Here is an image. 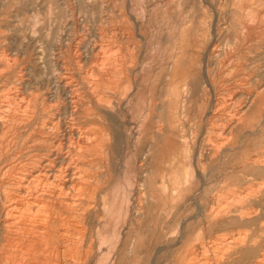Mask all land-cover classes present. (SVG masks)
Segmentation results:
<instances>
[{
	"label": "rangeland",
	"instance_id": "1",
	"mask_svg": "<svg viewBox=\"0 0 264 264\" xmlns=\"http://www.w3.org/2000/svg\"><path fill=\"white\" fill-rule=\"evenodd\" d=\"M192 79L196 82L197 96L191 93ZM233 84L237 92L260 91L257 107L254 104L247 123L242 124L244 129L232 119L244 104L241 97L231 100L232 92L227 88ZM263 86L264 0H0V107L16 97L20 108H28L24 121L17 125L20 130L24 129V136L16 139V147L7 148L3 141L6 155L0 156V170L10 161L13 148L26 154L34 151L33 139H39L42 122H46L44 126L48 128L56 125L49 131L43 127L45 163L58 153L71 158L68 166H74L76 161L84 163L83 169L89 167L85 171L89 175L94 172L95 181L102 186L110 175L116 177L119 187L114 194L116 204L120 203L121 216L127 218L118 220V231H112L111 227L104 231L109 232L113 243L119 246L123 239L128 240V247L137 253L134 264H172L176 248L201 243L211 245L213 239L218 241L229 236L239 223L220 224L218 220L225 217L241 215L255 219V224L242 228L248 232L262 224L264 228ZM69 95H73V100ZM74 100L79 102L76 107ZM1 109L4 111V107ZM2 116L0 114V133ZM50 121H54L53 124ZM72 128L75 134L81 128L84 133L79 130V134L90 142L73 143V148H68L66 139ZM4 132L5 136L14 135L5 128L0 136H4ZM16 133L18 136V130ZM73 139L76 142V135L72 142ZM166 139L170 141L168 144ZM96 146L101 147V151L100 147L96 150L104 156L94 150ZM93 167L97 169L94 171ZM113 187L108 191L115 189ZM151 194L159 198L156 204L149 200ZM3 202L0 191V232L6 224ZM100 232V227L92 228L96 248ZM3 239L0 235V258L8 257L2 250ZM59 246L61 264H74L75 260H70L72 254L64 253ZM43 248L42 245L37 247ZM108 248H104L105 251ZM114 253L106 252L115 258L118 253ZM25 257H28L27 252ZM97 257L95 254L94 258Z\"/></svg>",
	"mask_w": 264,
	"mask_h": 264
},
{
	"label": "bare ground",
	"instance_id": "2",
	"mask_svg": "<svg viewBox=\"0 0 264 264\" xmlns=\"http://www.w3.org/2000/svg\"><path fill=\"white\" fill-rule=\"evenodd\" d=\"M236 22V21H235ZM240 26V25H239ZM251 29V28H250ZM216 40V39H215ZM213 45V44H212ZM210 47V46H209ZM215 49V48H214ZM220 49V48H219ZM213 52V49L211 50ZM219 53V52H218ZM170 54V53H169ZM177 54V53H176ZM179 54V53H178ZM219 55V54H218ZM180 56V55H179ZM178 56V57H179ZM217 56V55H216ZM123 57V56H122ZM173 57V56H172ZM175 57V56H174ZM177 57V55H176ZM218 57V56H217ZM174 59V58H173ZM177 59V58H176ZM221 60V59H220ZM170 61V60H169ZM175 61V60H174ZM173 61V62H174ZM180 61V60H179ZM178 62V60H177ZM172 63V62H170ZM200 63V61H199ZM197 64V63H195ZM205 64V63H204ZM203 64V65H204ZM217 64V63H216ZM219 64V63H218ZM78 65V64H77ZM173 65V64H172ZM191 65V64H190ZM198 65V64H197ZM200 65V64H199ZM201 64V66H203ZM222 65V64H221ZM220 65V66H221ZM171 65H169L170 67ZM192 66V65H191ZM218 66V65H217ZM218 66V67H220ZM223 66V65H222ZM252 66H249V68ZM192 67H195L192 66ZM200 67V66H199ZM205 67V66H204ZM197 68V67H195ZM248 68V69H249ZM203 69V68H202ZM220 69V68H218ZM206 71V70H205ZM190 72V70H189ZM203 72V71H201ZM175 73V72H174ZM216 74V73H215ZM252 74V73H251ZM206 75V74H205ZM210 75V74H209ZM256 75V74H255ZM261 75V74H260ZM215 76V75H213ZM252 76V75H251ZM249 77V76H248ZM203 78V77H202ZM205 78V77H204ZM203 78V79H204ZM210 78V77H209ZM214 78V77H213ZM22 79V77H21ZM207 79V78H206ZM254 79V77H253ZM229 80V79H228ZM233 80V79H232ZM236 80V78H235ZM238 80V79H237ZM236 80V81H237ZM246 80V79H245ZM249 80V79H248ZM251 80V79H250ZM187 81V80H186ZM185 81V82H186ZM204 81V80H203ZM256 81V79H255ZM246 82V81H245ZM244 82V83H245ZM254 82V81H253ZM257 82V81H256ZM22 83V82H21ZM184 83V82H183ZM207 83V82H206ZM240 83V82H239ZM243 83V82H242ZM247 83V82H246ZM245 83V85H246ZM191 84V93L193 96H197V87L195 80L192 79ZM232 84V83H230ZM236 84V82H235ZM249 84V82L247 83ZM253 84V83H252ZM255 84V83H254ZM257 84V83H256ZM188 85V84H186ZM205 85V84H204ZM251 85V84H249ZM63 86V85H62ZM232 86V85H231ZM236 86V85H235ZM239 86V85H238ZM247 86V85H246ZM254 86V85H253ZM252 86V87H253ZM262 86V85H261ZM177 87V86H176ZM179 87V86H178ZM181 87V86H180ZM179 87V88H180ZM186 86L184 85V88ZM205 87V86H203ZM225 87V86H224ZM242 87V86H240ZM258 87V86H257ZM264 87V86H263ZM243 88V87H242ZM246 88V87H245ZM249 88V87H248ZM178 89V88H177ZM204 89V88H203ZM202 89V90H203ZM208 88H206L207 90ZM224 89V88H223ZM226 89V88H225ZM230 93L232 94L231 100H236L237 98H242L244 100V104L239 108V110L233 114L232 119L233 123L235 125H241L244 124L247 121V115L250 114V109L254 107V104L257 107L256 102H259V95L258 91L253 92H244V91H234V84L231 88H227ZM237 89V86H236ZM235 89V90H236ZM253 89V88H252ZM257 89V88H256ZM170 90V89H169ZM172 90V89H171ZM182 90V89H181ZM187 90V89H186ZM240 90V88H239ZM261 90V89H260ZM94 91V90H93ZM97 91V90H96ZM176 91V90H174ZM92 92V91H91ZM90 92V93H91ZM171 92V91H170ZM206 92V91H205ZM237 92L238 94L234 93ZM260 92V91H259ZM176 93V92H175ZM175 93H172L175 96ZM186 93V92H185ZM207 93V92H206ZM229 93V92H228ZM81 94V93H80ZM178 94V93H177ZM181 94V93H180ZM210 94V93H209ZM212 94V93H211ZM35 95V94H34ZM84 95V94H82ZM92 95V94H91ZM96 95V94H95ZM99 95V94H98ZM97 95V96H98ZM171 95V94H170ZM172 95V96H173ZM202 95V94H200ZM205 93H203V96ZM17 96V95H16ZM27 96V95H26ZM38 96V95H37ZM70 96V95H69ZM72 100H73V95ZM70 96V97H71ZM76 96V95H75ZM171 96V97H172ZM180 96V95H179ZM239 96V97H238ZM21 97V96H20ZM79 97V96H78ZM91 97V96H90ZM181 97V96H180ZM206 96H204L205 98ZM77 98V97H76ZM80 98V97H79ZM100 98V97H99ZM106 98V97H104ZM178 98V97H177ZM8 104L1 105L0 108L4 107V111L2 109L0 110V114H3L1 117L4 119L1 128V133L3 129L8 128L10 133H14V135H6L4 132V136H0V156H5L6 154L3 153V141L5 142V147L9 148L11 145L13 147H16L17 145V138H20L24 136L23 130H20L17 125L20 122L24 121V116H26L25 110L26 108H20V105L15 101V98H10ZM23 99V98H22ZM70 99V98H69ZM78 99V98H77ZM91 99V98H88ZM95 99V98H94ZM97 99V98H96ZM103 99V98H102ZM140 99V98H139ZM138 99V100H139ZM164 98H162L163 100ZM179 99V98H178ZM197 99V98H196ZM208 99V98H207ZM206 99V100H207ZM223 99V98H222ZM9 99H7L8 101ZM45 100V99H44ZM54 100V99H53ZM71 100V101H72ZM79 100V99H78ZM102 101L101 99H99ZM166 100V98H165ZM176 100V99H175ZM238 100V99H237ZM34 101V100H33ZM93 101V100H91ZM99 101V102H100ZM171 101V100H170ZM178 101V100H177ZM184 103H186V100H183ZM23 102V101H22ZM36 102V101H34ZM86 102V101H85ZM97 102V101H96ZM110 102V101H108ZM157 102V101H156ZM166 102V101H165ZM224 102V101H223ZM238 102V101H237ZM240 102V101H239ZM263 102V101H261ZM28 103V102H27ZM64 103V102H63ZM72 103V102H71ZM74 105L79 104L77 100L73 101ZM94 103V102H93ZM102 103V102H101ZM175 103V102H174ZM177 103V102H176ZM175 103V105H176ZM180 103V102H179ZM202 105V102L200 101ZM242 103V102H241ZM264 103V102H263ZM262 103V104H263ZM21 104V103H20ZM25 104V103H24ZM30 104V103H29ZM28 104V105H29ZM87 104V102H86ZM91 104V103H90ZM104 104V102H103ZM107 104V103H106ZM189 104V103H188ZM233 104V103H232ZM236 104V103H235ZM27 105V106H28ZM88 105V104H87ZM95 105V104H91ZM171 104H169L170 106ZM183 105V104H181ZM238 105V103H237ZM241 105V104H240ZM24 106V105H23ZM71 106V105H70ZM98 106V105H97ZM137 106V105H136ZM140 106V105H139ZM184 106V105H183ZM204 106V105H203ZM29 107V106H28ZM43 107V106H42ZM41 107V108H42ZM76 107V105H75ZM78 107V105H77ZM88 107V106H86ZM96 107V106H95ZM111 107V106H110ZM177 107V106H176ZM180 107V105H179ZM178 107V108H179ZM198 107V106H197ZM202 107V106H200ZM31 108V107H30ZM34 108V107H33ZM36 108V107H35ZM80 108V107H79ZM90 108V107H89ZM92 108V107H91ZM141 108V107H140ZM174 108V107H172ZM183 108V107H182ZM205 108V106L203 107ZM28 109V108H27ZM56 109V108H55ZM85 109V106L84 108ZM94 109V106L93 108ZM97 109V108H96ZM142 109V108H141ZM170 109V107H169ZM176 109V108H174ZM174 109H172V112ZM72 110H76L75 108ZM79 110V109H78ZM161 110V109H160ZM171 110V109H170ZM183 110V109H182ZM185 110V109H184ZM200 110V109H199ZM252 110V109H251ZM254 110V109H253ZM18 111H21L19 114ZM31 111H33L31 109ZM90 111V109H89ZM93 111V110H92ZM95 111V109H94ZM97 111V110H96ZM99 111V110H98ZM101 111V110H100ZM139 111V109L137 110ZM72 114L74 112L70 111ZM82 112V111H81ZM80 112V113H81ZM105 112V111H104ZM108 112V111H107ZM106 112V114H107ZM169 111V115L173 116L172 112ZM179 116V111H177ZM182 112V111H181ZM233 112V111H232ZM253 112V111H252ZM88 113V112H87ZM93 113V112H92ZM95 113V112H94ZM97 113V112H96ZM109 113V112H108ZM254 113V112H253ZM71 114V115H72ZM76 114V113H75ZM79 114V113H78ZM77 114V118H78ZM89 114H91L89 112ZM102 114V113H100ZM104 114V113H103ZM102 114V115H103ZM219 114V113H218ZM30 115V114H29ZM70 115V114H69ZM80 115V114H79ZM82 115V114H81ZM75 116V115H74ZM90 116V115H89ZM97 116V114H96ZM99 116V115H98ZM101 116V115H100ZM139 116V115H138ZM224 116V115H223ZM32 117V116H31ZM65 117V116H64ZM80 117V116H79ZM109 117V116H107ZM106 117V118H107ZM140 117V116H139ZM145 117V116H144ZM29 118V117H28ZM28 118H26L28 120ZM42 118V117H41ZM45 118V117H43ZM42 118V119H43ZM71 118V117H70ZM73 118V116H72ZM76 118V116L74 117ZM73 118V119H74ZM231 118V117H230ZM51 119V118H50ZM148 119V118H147ZM146 119V120H147ZM202 119V118H201ZM31 120V119H30ZM69 120V118H68ZM76 120V119H75ZM86 120V118H85ZM104 120V119H103ZM174 120V119H173ZM77 121V120H76ZM84 121V120H82ZM101 121V119H100ZM264 121V120H263ZM8 122V123H7ZM27 122V121H25ZM24 122V123H25ZM30 122V121H29ZM52 122V121H50ZM54 122V121H53ZM52 122V124H53ZM57 122V121H56ZM55 122V123H56ZM70 122V121H69ZM90 122V121H89ZM104 122V121H103ZM176 122V121H175ZM225 122V121H224ZM23 123V124H24ZM60 123V122H58ZM68 123V122H67ZM73 125H76V122L73 120ZM82 123V122H81ZM111 124V122H109ZM116 123V121H115ZM160 123V122H159ZM241 123V124H240ZM247 123V122H246ZM263 123V122H262ZM36 124V123H35ZM57 124V123H56ZM72 122L70 123V125ZM86 124V123H82ZM82 124H79L80 126ZM93 124V123H92ZM211 124V123H210ZM40 125V124H39ZM44 125H47L46 122L41 123L40 132L38 134L39 139H33V141L36 142V144L33 146L34 151L25 153H20V151H17L15 148H13V153L10 154L11 158L10 161L5 164L1 170H0V186H1V193L3 194V218L4 224L2 226L1 230V237L4 238L2 241H4V247L2 248L3 252L8 254V257L0 258V264H61V257H58L60 254H58L60 250L59 244L63 247V252L66 253V251L69 254H72V259L75 260L74 264H124L128 261H131L132 264L136 263L135 260L137 258L136 254L132 249L128 247L126 242L127 239L121 242V245L113 243L112 235H109V232L105 233V229H109L111 227V230L118 231L119 222L118 220L125 219V215L121 216V209L122 207L116 204L117 198L115 197V192L119 190L118 181L115 176L111 177L109 180L102 186V183H98L95 181L94 172L88 174L87 171H85L89 167L84 168V163H80L76 161L74 162V166L71 167L68 166L70 163L71 158L69 156H62L60 154H55L56 156H53L52 160L49 158L47 159V162L45 163V131L43 127L47 131L49 129H55L56 125H54L51 128H48ZM62 125V124H61ZM88 125V124H87ZM90 125V123H89ZM108 125V123H107ZM49 126V125H48ZM68 126V125H67ZM66 126V127H67ZM86 126V125H85ZM115 126V125H114ZM119 126V125H118ZM153 126V125H152ZM158 126V125H157ZM160 126V125H159ZM158 126V127H159ZM163 126V125H162ZM230 125H228L229 127ZM244 126V125H243ZM246 126V125H245ZM249 126V124H248ZM39 127V126H38ZM61 127V126H60ZM79 127V126H78ZM98 128V126H96ZM234 127V125H233ZM230 127V128H233ZM63 128V127H62ZM71 128V126H70ZM84 128V126H82ZM86 128V127H85ZM91 129L92 126H90ZM89 128V129H90ZM106 128V127H104ZM109 128V126H108ZM120 128V127H117ZM39 129V128H38ZM73 129H70V136L66 139L68 142V148L72 147L73 143L77 142H86L87 138L86 136H82L79 130H76L78 132H73ZM159 129V128H158ZM161 129V128H160ZM183 129V128H182ZM234 129V128H233ZM18 130V136H16V131ZM33 130V129H32ZM37 130V128H36ZM62 130V129H61ZM60 130V131H61ZM67 130V129H66ZM65 130V131H66ZM88 130V129H87ZM96 130V129H95ZM94 130V131H95ZM112 130V129H111ZM118 130V129H117ZM157 130V128H156ZM230 130V129H229ZM6 131V130H5ZM14 131V132H13ZM38 131V130H37ZM68 131V130H67ZM103 131V130H102ZM107 131V130H106ZM119 131V130H118ZM159 131V130H158ZM156 131V132H158ZM184 131V130H183ZM236 131V128L233 130ZM82 132V131H81ZM98 132V131H97ZM104 132V131H103ZM110 132V131H109ZM232 132V130L230 131ZM228 131V133H230ZM236 132H240L236 131ZM245 132V131H243ZM0 133V134H1ZM7 133V132H6ZM9 133V132H8ZM9 133V134H10ZM60 133V132H58ZM65 133V132H61ZM60 133V134H61ZM67 133V132H66ZM84 133V132H82ZM107 133V132H106ZM113 133V132H112ZM139 133V132H138ZM161 133V132H160ZM160 133L158 136H160ZM184 133V132H183ZM53 134V133H52ZM57 134V132H56ZM68 134V133H67ZM92 134V133H90ZM94 134V133H93ZM97 134V133H96ZM120 134V133H119ZM192 134V133H191ZM235 134V133H234ZM238 134V133H236ZM240 134V133H239ZM242 134V133H241ZM50 135V134H49ZM55 135V134H53ZM73 135H76V142L72 138ZM89 135V134H88ZM102 135V134H101ZM105 135V134H103ZM107 135V134H106ZM162 135V134H161ZM51 136V135H50ZM110 136V135H109ZM108 136V137H109ZM197 136V135H196ZM228 136V135H227ZM234 136V135H233ZM238 136V135H237ZM236 136V137H237ZM240 136V135H239ZM243 136V135H242ZM31 137V135H30ZM64 137V136H63ZM115 137V136H114ZM36 138V137H34ZM54 138V137H53ZM58 138V137H56ZM60 138V137H59ZM99 138V137H98ZM96 138V139H98ZM111 138V137H110ZM183 138V137H182ZM238 138V137H237ZM241 138V137H240ZM64 139V138H63ZM93 139V138H92ZM101 139V138H100ZM187 139V138H186ZM39 140V141H38ZM50 140V139H49ZM48 140V141H49ZM52 140V139H51ZM60 140V139H59ZM90 140V139H89ZM103 140V139H102ZM106 140V138H105ZM181 140V139H180ZM20 141V140H18ZM32 141V142H33ZM55 141V140H54ZM65 141V142H66ZM94 141V140H93ZM108 141V140H107ZM119 141V140H118ZM30 142V143H32ZM52 142V141H51ZM57 142V140H56ZM90 142V141H89ZM88 142V143H89ZM92 142V141H91ZM96 142V141H95ZM98 142V141H97ZM100 142V141H99ZM109 142V141H108ZM170 141L166 139V143L168 144ZM197 142V141H196ZM235 142V141H233ZM244 142V141H243ZM19 143V142H18ZM47 143V142H46ZM50 143V142H49ZM53 143V142H52ZM63 143V142H62ZM87 143V144H88ZM101 143V142H100ZM103 143V141H102ZM114 143V141H113ZM195 143V142H194ZM202 143V142H201ZM97 144V143H96ZM99 144V143H98ZM104 144V143H103ZM180 144V143H179ZM189 146V142H187ZM193 144V143H192ZM218 144V143H217ZM235 144V143H234ZM234 144H231V146ZM239 144V143H237ZM51 145V144H50ZM60 145V144H59ZM78 145V144H77ZM95 145V144H94ZM114 145V144H113ZM196 145V144H195ZM194 145V146H195ZM204 145V144H203ZM227 145V144H226ZM240 145V144H239ZM9 146V147H8ZM48 146V144H47ZM61 146V145H60ZM64 146V145H63ZM86 146V145H85ZM89 146V145H87ZM93 147V145H91ZM116 146V145H114ZM183 146V145H182ZM207 146V145H206ZM18 147V146H17ZM76 147V146H75ZM81 147V146H80ZM90 147V146H89ZM95 147V146H94ZM97 147V146H96ZM100 147V146H99ZM99 147L95 148L94 150L98 149ZM109 147V146H108ZM113 147V146H112ZM111 147V149H112ZM136 147V146H135ZM178 147H181L178 146ZM185 147V146H184ZM183 147V148H184ZM198 147V144H197ZM204 147V146H203ZM239 147V146H238ZM26 148V147H25ZM61 148V147H59ZM64 148V147H63ZM62 148V149H63ZM70 148V149H71ZM117 148V147H115ZM201 148V147H200ZM205 148V147H204ZM213 148V147H212ZM221 148V147H220ZM231 148V147H230ZM229 148V149H230ZM56 149V148H55ZM81 149V148H80ZM84 149V148H82ZM86 149V148H85ZM89 149V148H87ZM104 149V148H103ZM185 149H187L185 147ZM202 149V148H201ZM210 149V147H209ZM235 149V148H234ZM32 150V149H31ZM49 150V149H48ZM78 150V149H77ZM91 150V148H90ZM89 152L91 153V151ZM94 150L92 153H94ZM101 151V147L99 148ZM107 150V149H105ZM182 150V149H181ZM184 150V149H183ZM195 150V149H194ZM197 150V149H196ZM204 150V149H203ZM207 150V149H206ZM50 151V150H49ZM64 151V150H63ZM71 151V150H70ZM80 151V150H79ZM148 150H146L147 152ZM188 151V149H187ZM201 151V150H200ZM210 151V150H209ZM9 152V150H8ZM24 152V151H23ZM52 152V151H51ZM56 152V151H55ZM59 152V151H58ZM61 152V151H60ZM84 152V151H82ZM97 153H100L96 150ZM103 152V151H102ZM107 152V151H105ZM110 153V151H108ZM149 152V151H148ZM147 152V153H148ZM184 152V151H183ZM192 152V151H191ZM208 152V151H207ZM206 152V153H207ZM214 152V151H213ZM248 152V151H247ZM246 152V153H247ZM261 152V151H260ZM68 153V152H67ZM186 153V152H184ZM188 153V152H187ZM186 153V154H187ZM196 153V152H195ZM205 153V154H206ZM26 154V157L24 155ZM52 154V153H50ZM54 154V153H53ZM64 154V153H63ZM66 154V152H65ZM84 154V153H82ZM103 155V153H100ZM108 154V153H107ZM106 154V155H107ZM146 154V153H145ZM200 154V152H199ZM208 154V153H207ZM211 154V153H210ZM221 154V153H220ZM256 154V153H255ZM9 155V154H8ZM74 155V154H73ZM80 155V153H79ZM87 155V153H86ZM85 155V156H86ZM90 155V154H89ZM98 155V154H97ZM189 155V154H188ZM204 155V154H203ZM257 155V154H256ZM49 157V155L47 154ZM78 156V154H77ZM82 156V155H81ZM84 156V157H85ZM92 156V155H91ZM95 156V155H94ZM186 156V155H185ZM195 156V155H194ZM98 157H101V155ZM97 157V158H98ZM144 157V156H143ZM184 157V156H183ZM190 157V156H189ZM188 157V159H189ZM200 157V155H199ZM96 158V157H95ZM92 158V159H95ZM97 158L95 160H97ZM187 158V157H185ZM195 158V157H194ZM201 158V157H200ZM59 160V165L55 168L54 165H57L56 160ZM84 159V158H82ZM99 159V158H98ZM101 159V158H100ZM110 159V158H109ZM213 159V158H212ZM253 159V158H252ZM251 159V160H252ZM1 160V159H0ZM74 160V159H73ZM80 160V159H79ZM103 160V159H102ZM107 160V159H106ZM192 160V159H191ZM195 160V159H194ZM198 160V159H197ZM205 160V158H204ZM67 161V162H66ZM85 161V160H84ZM90 161V159H89ZM92 161V160H91ZM186 161V160H185ZM202 161V160H201ZM66 162V165L64 167V164ZM87 162V160H86ZM94 162V161H93ZM97 162V161H96ZM99 162V160H98ZM101 162V161H100ZM191 161L189 160V163ZM197 162V161H196ZM204 162V161H203ZM244 162V161H243ZM246 162V160H245ZM108 163V162H107ZM186 163V162H185ZM258 163V162H257ZM256 163V164H257ZM87 164H89L87 162ZM92 164V163H91ZM90 164V165H91ZM100 164V163H99ZM103 165V163H101ZM100 164V166H101ZM187 164V163H186ZM86 165V164H85ZM105 165V164H104ZM107 165V164H106ZM113 165V164H112ZM172 165V164H171ZM188 165V164H187ZM195 167V163L193 164ZM251 165V163H250ZM249 165V166H250ZM254 164L252 163L251 166ZM260 165V164H259ZM108 166V165H107ZM192 165H190L191 167ZM201 166V164H200ZM244 166V165H243ZM246 166V165H245ZM258 166V165H257ZM96 167V166H95ZM93 167V169L95 168ZM104 167V166H102ZM101 167V168H102ZM170 167V166H169ZM192 167V168H193ZM202 167V166H201ZM199 167V168H201ZM205 167V166H204ZM55 168V169H54ZM92 168V167H91ZM90 168V169H91ZM54 169V170H53ZM89 169V170H90ZM92 169V170H93ZM97 168L94 169V171ZM196 169V168H194ZM104 170V169H103ZM98 171V170H97ZM164 171V170H163ZM162 171V173H163ZM169 171H172L174 173L175 171L173 169H170ZM171 173V174H172ZM100 174V173H98ZM110 174V173H109ZM97 176V175H96ZM199 176V174H198ZM206 176V175H205ZM171 177V176H170ZM64 178V179H63ZM100 179V178H99ZM97 179V181L99 180ZM106 179V178H105ZM164 180V179H163ZM161 180V182H163ZM59 181V185L58 182ZM202 184V183H201ZM114 186L111 192L108 191V188L110 186ZM254 186V185H253ZM52 189V191L50 190ZM202 191V190H201ZM150 192V191H149ZM157 192V191H156ZM264 192V191H263ZM155 194V193H154ZM260 197V196H259ZM51 198V199H48ZM48 199V200H47ZM124 199V195L122 196V201ZM159 198L156 195L151 194L149 197V200L154 201L156 204V200ZM262 202V201H261ZM200 207V206H199ZM238 207V206H237ZM120 209V210H119ZM231 210V209H230ZM229 210V211H230ZM179 211V210H178ZM237 211V210H235ZM227 212V211H226ZM241 212V211H238ZM180 213V211H179ZM231 213V211H230ZM233 213V212H232ZM177 214V213H176ZM196 214V213H195ZM235 214V213H234ZM237 214V213H236ZM241 214V213H239ZM259 214V213H258ZM2 215V214H1ZM228 215V214H227ZM238 215V214H237ZM223 216V215H222ZM246 216V215H245ZM221 217V213L220 216ZM233 217V216H232ZM227 219V217L221 219L218 222L220 224L229 223H239L237 226L238 228L235 229L233 232L231 230V233L227 237L223 236V238L213 239L211 241V245L206 243L201 244H192L191 246H181L179 248L174 247L175 253L174 256L172 255L173 259L171 260L172 264H264V228L263 224L262 226H258L254 229V231L248 232V230H242V228L249 227L252 224H255V219H250L249 217H243L241 215H238V217ZM251 218L253 216H250ZM2 219V218H1ZM182 218H180L181 220ZM220 219V218H219ZM3 220V219H2ZM215 220V219H214ZM183 221L186 222L184 219ZM189 221V220H188ZM217 221V220H216ZM184 222V223H185ZM217 222V223H218ZM190 223V222H189ZM181 224V223H180ZM230 224V223H229ZM132 225V224H131ZM183 225V224H182ZM185 225V224H184ZM188 225V223H187ZM190 226V225H189ZM188 226V227H189ZM88 229H87V228ZM93 227H100L101 232L99 233V244L97 248L95 247V241L93 240V234H92V228ZM109 227V228H108ZM180 227V225H179ZM182 227V226H181ZM241 227V229H240ZM183 228V227H182ZM221 228V227H220ZM131 229V228H130ZM186 229V226H185ZM229 229V228H228ZM240 229V230H239ZM182 230V229H181ZM191 230V229H190ZM227 230V229H226ZM85 231H87V235H85ZM188 231V230H187ZM229 231V230H228ZM181 232V231H180ZM189 232V231H188ZM64 234V235H63ZM129 234V233H128ZM187 234V233H186ZM191 234V233H190ZM188 235V234H187ZM226 235V233H225ZM129 236V235H128ZM181 236V235H180ZM127 237V236H126ZM213 237V236H212ZM211 237V238H212ZM218 237V236H217ZM173 238V237H172ZM175 240L178 238L175 234L174 236ZM215 238V237H213ZM129 239V238H128ZM181 239V237H180ZM179 239V240H180ZM172 240V239H170ZM186 240V239H185ZM122 241V240H120ZM119 241V242H120ZM210 241V239H209ZM183 242V241H182ZM172 243V242H171ZM178 243V242H177ZM175 243V244H177ZM174 244V242L172 243ZM183 244V243H182ZM219 244L224 245L223 247L219 246ZM42 245L44 248L42 250L37 249ZM107 247H106V246ZM130 245V244H129ZM109 247V248H108ZM177 247V245H176ZM41 248V247H40ZM104 248H108L107 251H105ZM112 248V249H110ZM224 248V249H221ZM37 249V250H36ZM110 249V251H109ZM173 249V250H174ZM117 251L118 255L116 257H110L109 252ZM28 254V257H25V254ZM106 252L109 254H106ZM63 253V255H64ZM114 253V254H115ZM97 254L96 259L94 258V255ZM113 254V253H112ZM66 255V254H65ZM68 255V254H67ZM155 255V254H154ZM112 256V255H111ZM140 256V255H139ZM138 256V257H139ZM65 258V257H64ZM68 258V257H67ZM63 259V258H62ZM139 259V258H138ZM64 260V259H63ZM66 260V259H65ZM142 262V261H141ZM66 263V262H65ZM69 264V263H68ZM73 264V263H71Z\"/></svg>",
	"mask_w": 264,
	"mask_h": 264
}]
</instances>
